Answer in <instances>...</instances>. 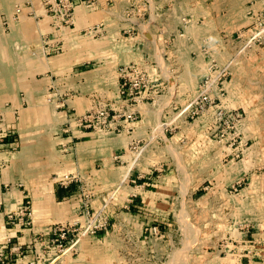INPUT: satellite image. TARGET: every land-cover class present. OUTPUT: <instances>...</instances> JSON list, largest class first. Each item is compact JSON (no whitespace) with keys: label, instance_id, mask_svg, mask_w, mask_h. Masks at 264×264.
Returning <instances> with one entry per match:
<instances>
[{"label":"rangeland","instance_id":"obj_1","mask_svg":"<svg viewBox=\"0 0 264 264\" xmlns=\"http://www.w3.org/2000/svg\"><path fill=\"white\" fill-rule=\"evenodd\" d=\"M26 1L31 6L32 0L14 4L10 20L35 16L23 10ZM110 1L121 26L101 45H110L121 68L133 66L131 77L141 83L136 101L153 106L143 134L126 150L128 180L141 189L131 209L156 228L155 236H165L160 257L171 262H258L264 246V2L124 0L119 11V1ZM201 91L208 101L197 104ZM135 113L131 128L141 119ZM98 213L109 219L103 209Z\"/></svg>","mask_w":264,"mask_h":264},{"label":"crops","instance_id":"obj_2","mask_svg":"<svg viewBox=\"0 0 264 264\" xmlns=\"http://www.w3.org/2000/svg\"><path fill=\"white\" fill-rule=\"evenodd\" d=\"M18 1L0 0V252L19 248L7 264H176L160 257L165 236H155L141 212L131 209L141 189L128 180L132 169L126 150L143 134L153 106L136 101L130 107L119 97L121 63L109 44L101 45L121 26L111 1L78 5L72 23L63 26L44 14L39 0L31 6L26 1L23 9L35 16L10 20ZM118 1L119 11L127 6ZM102 103L116 113H139L138 125L131 128L121 115L115 119L119 134L74 126L64 131L70 115ZM66 174L79 181L61 185ZM25 201L30 202V224L8 226L6 214ZM101 209L109 217L106 231L80 233L61 253L50 245L53 225L84 227L85 211ZM259 250L258 262L240 264H264V246Z\"/></svg>","mask_w":264,"mask_h":264},{"label":"built area","instance_id":"obj_3","mask_svg":"<svg viewBox=\"0 0 264 264\" xmlns=\"http://www.w3.org/2000/svg\"><path fill=\"white\" fill-rule=\"evenodd\" d=\"M41 6L44 14L49 15L55 19L58 25H70L72 23L74 10L78 5L89 6L93 0H41ZM18 10V9H17ZM34 12L30 10V14ZM133 66L123 67L119 70L120 82L118 85V94L122 102L130 106L140 95L141 83L138 79H133ZM208 101V97L204 91H201L197 97V104ZM123 115L124 119L130 125L137 117L134 111L114 112L109 106L96 104L87 112L81 115H70L69 122L64 127L65 132H71V127L79 129L80 131H103V132H119L120 127L115 125V119ZM1 121V117H0ZM4 140V134L0 130V143ZM79 178L76 175L66 174L61 177L59 183L67 185L69 183H76ZM87 204L84 202V207ZM87 222L84 227H81L78 222L73 223H59L52 226L50 231V245L54 246L56 250L61 253L67 248L72 247L77 240V236L85 233L95 235L98 232L106 231L108 229V219L106 216L100 218V213L89 214L85 211ZM30 202L25 201L20 209L16 212H9L6 214V223L8 226L15 224L29 225L30 224ZM99 219V220H98ZM98 222L95 224V222ZM102 221V222H101ZM101 222V223H100ZM156 228H153L155 232ZM8 242H10L8 240ZM19 248L11 247L8 254L0 252V264H7L10 260V254L18 251Z\"/></svg>","mask_w":264,"mask_h":264}]
</instances>
